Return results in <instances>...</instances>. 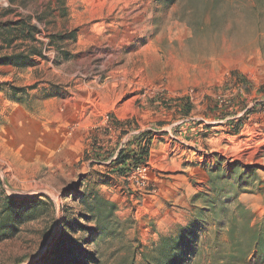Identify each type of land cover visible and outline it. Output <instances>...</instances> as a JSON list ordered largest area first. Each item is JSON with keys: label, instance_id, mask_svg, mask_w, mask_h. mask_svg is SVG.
<instances>
[{"label": "rangeland", "instance_id": "rangeland-1", "mask_svg": "<svg viewBox=\"0 0 264 264\" xmlns=\"http://www.w3.org/2000/svg\"><path fill=\"white\" fill-rule=\"evenodd\" d=\"M16 55L0 210L50 207L0 218V264L65 243L77 264H264V0H0V60ZM142 132L145 171L111 173Z\"/></svg>", "mask_w": 264, "mask_h": 264}, {"label": "trees", "instance_id": "trees-1", "mask_svg": "<svg viewBox=\"0 0 264 264\" xmlns=\"http://www.w3.org/2000/svg\"><path fill=\"white\" fill-rule=\"evenodd\" d=\"M23 59L22 55H16L12 57H5L0 60L1 65H14L17 66ZM253 111H250L252 113ZM153 143L152 134L150 132H142L132 137L127 144L122 146L120 150L114 154H108L104 159L110 162L111 173L116 174L119 177L130 178L137 169L147 168L150 157V149ZM40 197L35 196L29 199H13L8 198L2 201L0 210V218L9 219L16 217L19 221L28 222L39 219L43 212L49 211L50 205L45 201H41ZM41 205H46L42 207ZM96 218L100 217V212L92 209L90 211ZM80 223L74 224L72 230L75 228H83ZM188 230H183L180 235V241L183 234ZM67 242V241H66ZM178 243V242H176ZM178 246V244H177ZM77 248L68 247L65 244H58L54 248V253L51 255L49 262L54 264H77L75 261V255L77 254Z\"/></svg>", "mask_w": 264, "mask_h": 264}, {"label": "built area", "instance_id": "built-area-1", "mask_svg": "<svg viewBox=\"0 0 264 264\" xmlns=\"http://www.w3.org/2000/svg\"><path fill=\"white\" fill-rule=\"evenodd\" d=\"M145 169H146V168H139V169L136 170L135 173H142V172L145 171ZM135 173H134V174H135Z\"/></svg>", "mask_w": 264, "mask_h": 264}, {"label": "bare ground", "instance_id": "bare-ground-1", "mask_svg": "<svg viewBox=\"0 0 264 264\" xmlns=\"http://www.w3.org/2000/svg\"><path fill=\"white\" fill-rule=\"evenodd\" d=\"M110 66V65H109Z\"/></svg>", "mask_w": 264, "mask_h": 264}]
</instances>
